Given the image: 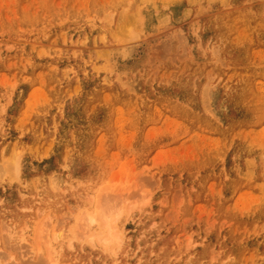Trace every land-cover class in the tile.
Returning <instances> with one entry per match:
<instances>
[{"label":"rangeland","instance_id":"374dc122","mask_svg":"<svg viewBox=\"0 0 264 264\" xmlns=\"http://www.w3.org/2000/svg\"><path fill=\"white\" fill-rule=\"evenodd\" d=\"M0 264H264V0H0Z\"/></svg>","mask_w":264,"mask_h":264},{"label":"bare ground","instance_id":"6f19581e","mask_svg":"<svg viewBox=\"0 0 264 264\" xmlns=\"http://www.w3.org/2000/svg\"><path fill=\"white\" fill-rule=\"evenodd\" d=\"M109 63V62H108Z\"/></svg>","mask_w":264,"mask_h":264}]
</instances>
